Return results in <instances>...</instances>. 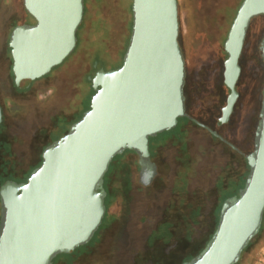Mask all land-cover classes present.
Here are the masks:
<instances>
[{"label": "rangeland", "instance_id": "obj_1", "mask_svg": "<svg viewBox=\"0 0 264 264\" xmlns=\"http://www.w3.org/2000/svg\"><path fill=\"white\" fill-rule=\"evenodd\" d=\"M83 2V17L76 31L78 44L50 75L35 81L28 92L17 93L8 76L12 66L8 42L13 27L21 23L27 11L23 0H0V80L4 85L0 103L10 124L2 137L12 134L13 159L20 170L29 172L39 164L49 134L57 130L51 139H59L72 125L73 116L80 119L81 112L88 109L94 91L92 85L82 87L81 83L93 57H100L106 63L101 65L105 69L110 63L122 62L131 32V0ZM241 2L177 0L178 33L187 73L183 87L190 96V113L194 122L219 139L210 137L195 123L188 122L187 130L183 129L186 123L182 116L171 129L150 136L149 156L156 172L151 186L141 192L139 155L130 149L114 155L103 177L105 186L111 177L113 180L104 203L107 211L99 224L100 231L110 227L114 230L102 232L100 249L107 257L98 261L97 254L86 255L75 264L189 262L210 240L223 201L237 196L243 188L249 172L245 156L254 148L264 85L259 48L264 37V15L249 22L238 61V96L228 120L219 121L229 94L223 82L227 58L224 42ZM5 95L12 100H4ZM98 238L95 234L90 243L78 246L74 253L56 256L64 254L67 261L74 260L90 250ZM263 257L262 232L240 253L235 264H257Z\"/></svg>", "mask_w": 264, "mask_h": 264}, {"label": "water", "instance_id": "obj_2", "mask_svg": "<svg viewBox=\"0 0 264 264\" xmlns=\"http://www.w3.org/2000/svg\"><path fill=\"white\" fill-rule=\"evenodd\" d=\"M132 25L122 63L91 78L89 108L41 153L25 182L0 187V264H51L89 241L105 212L99 189L114 155L125 149L151 165L149 137L171 129L185 113L184 58L178 42L177 0H131ZM33 25H17L8 46L15 83L26 88L74 49L83 0H23ZM264 15V0H242L224 50L229 89L220 122L237 99L239 57L251 18ZM264 61V37L260 43ZM237 196L225 199L205 248L182 264H233L258 232L264 210V85L254 148ZM142 170V169H141ZM153 173L148 174V178ZM149 180V179H148Z\"/></svg>", "mask_w": 264, "mask_h": 264}, {"label": "flooded vegetation", "instance_id": "obj_3", "mask_svg": "<svg viewBox=\"0 0 264 264\" xmlns=\"http://www.w3.org/2000/svg\"><path fill=\"white\" fill-rule=\"evenodd\" d=\"M177 7H178V17H179V4L178 3H177ZM25 14H26L25 15L26 17H23L21 23L16 24L15 26H17V25H33L35 23V20L33 19V17L31 15H29V13L26 12ZM25 21H28V22L25 23ZM179 35L180 34L178 33V42H179V45L181 47V51H182L183 58H185L184 57V54H183V46H182V43L179 40ZM245 37H246V35H245ZM77 40H78V37H77ZM244 41H245V38H244ZM77 44H78V42L76 41V45ZM243 45H244V43H243ZM242 49H243V47H242ZM241 53H242V50H241ZM11 60H12V57H11ZM102 64H104V63H102L100 57H97L96 59H94V57H93L92 63L89 66V70H88V72H86L87 74L84 73L85 76H84L83 81L81 83L82 87H86L87 84H89V86L91 87V85H92L91 78L95 75L96 71L99 70L100 68H102L103 70L107 71V70H111V69H114V68H117L118 66H120V64L110 63L109 66L107 65L108 66V69H105L104 67H101ZM58 65L59 64H57L54 67H52L47 74H45V75H43L41 77H38V78L33 79L30 82V84L26 87V89L25 88L23 89V88L19 87L15 83V76H14V74L12 72V66H11V70H10L9 75H8L9 78H10V86H11L12 89L14 88L17 93H19V92L26 93V92H28L31 89V87H32V85H33V83L35 81H37V80L39 81V80L43 79L45 76L50 75V73L53 71V69L56 66H58ZM104 65H106V63ZM184 67H185V80L184 81L186 83L187 73H186V63H185V61H184ZM92 71H93V74L92 75H88ZM3 87H4L3 81L0 80V93H1V90L3 89ZM82 87H81V89H82ZM183 94H184L185 113H184V115L181 118L185 119L184 123H186V124L182 125L183 126V129L187 130V123L188 122L195 123L198 127H202L203 129L207 130L210 137H216V138H218L217 136H214L207 128H205L202 125H200V124H198V123H196V122L193 121V118L195 119V117L192 116L191 113H190V106H191L189 104V97L190 96H189L188 92L187 93L185 92L184 87H183ZM3 99L8 101V100H12V97H9V96H6L5 95L3 97ZM88 106H89V103H88ZM233 108H234V106H233ZM81 116H82V112H81ZM62 118L64 120L62 122H65L67 124V122L65 121V117L62 116ZM57 120L55 122V125L57 126V129H59V124L60 123H58ZM77 120L78 119H75V117L73 116V118L71 119V123L69 124V126L71 124H73ZM68 128L64 132H62V135L65 134L68 131ZM9 129H10V124H8L7 121H6V112H5V109H3V105L0 103V187L3 184H5L7 181H11V182H15V183L25 182L26 179L28 178V176L30 175L31 171L40 164V163L37 164L29 172L26 171V170H24V169H22V170L18 169L19 165H17V163L13 159V136H12V134H10L9 135L10 137H6V138L2 137V131L3 130H8L9 131ZM55 131H57V130H55ZM55 131H52L49 134V142L42 148V151L44 150L45 147H47L49 144H51L52 142H54L53 139H51V137L55 133ZM149 142H150V140H149ZM126 150L128 151L129 149H125L124 151H126ZM158 150H159V148H158ZM130 151L131 152H134L135 154H137L133 150H130ZM40 158H41V154H40ZM149 158H150V156H149ZM150 162H151V165L149 164V166H147V167L143 166V168H142V165L139 163V159H138V182H139V184L141 186V188L138 189L139 192H141L144 189L150 187L151 184H152V181L154 179V175H153V177L151 176L150 178H148V174L151 175V173L156 172V164L152 161L151 158H150ZM110 163H109V165H110ZM30 167H32V164L30 165ZM112 180H113V177H111V181L107 184V186H105V185H102V183H103V179H102V183H101V185L99 187V189H102L105 192L104 203H105V200H106L107 193L112 191V188H111V182H112ZM106 211L107 210L105 209V212ZM0 217H1V202H0ZM105 230H108V231H111L112 230V231H114L113 230V227H110V228H107V229H104V230H101L100 231L99 230V226H98L97 229L92 234V236H91L90 239H92L95 234H98L99 238L97 239V242L94 244V246H92V248L90 250L79 254L77 257H75L74 260H71V261L70 260L67 261L68 259H66V257H65L64 254H61V256H56V255H58V254H56L52 258L51 264H75L76 261H77V259H81L83 256H86V255L89 256V255H93V254H97L96 257H97V260L98 261H103L104 258H106L107 256H104V253L101 252L100 246L102 244V238H103L102 237V232L105 231ZM90 239H89V241L87 243H90ZM76 248L71 253H74L75 250H76Z\"/></svg>", "mask_w": 264, "mask_h": 264}, {"label": "trees", "instance_id": "obj_4", "mask_svg": "<svg viewBox=\"0 0 264 264\" xmlns=\"http://www.w3.org/2000/svg\"><path fill=\"white\" fill-rule=\"evenodd\" d=\"M132 2V1H131ZM179 18V17H178ZM80 27V26H79ZM78 27V28H79ZM76 36H77V33H76ZM122 62H120L119 64L121 65ZM95 91V90H93ZM179 119V118H178ZM41 163V162H40ZM229 198V197H228ZM264 233V210H263V213H262V218H261V224H260V228H259V231L257 232V234L255 236H253L248 242L247 244L242 248L241 252H243L244 250H246L248 248V246L252 243V241L256 238V236L258 234H261V233ZM213 234V233H212ZM210 239V238H209ZM209 241V240H208ZM207 244V243H206ZM205 246H203L196 254H198L202 249H204ZM237 262V261H236ZM235 262V263H236ZM233 263V264H235Z\"/></svg>", "mask_w": 264, "mask_h": 264}, {"label": "crops", "instance_id": "obj_5", "mask_svg": "<svg viewBox=\"0 0 264 264\" xmlns=\"http://www.w3.org/2000/svg\"><path fill=\"white\" fill-rule=\"evenodd\" d=\"M257 264H264V257L259 262H257Z\"/></svg>", "mask_w": 264, "mask_h": 264}, {"label": "bare ground", "instance_id": "obj_6", "mask_svg": "<svg viewBox=\"0 0 264 264\" xmlns=\"http://www.w3.org/2000/svg\"><path fill=\"white\" fill-rule=\"evenodd\" d=\"M239 75H240V73H239ZM238 78H239V76H238ZM238 78H237V80H238ZM237 80H236V82H237ZM223 82H224V78H223ZM225 84V83H224ZM226 85V84H225ZM262 101V100H261ZM260 109H261V106H260Z\"/></svg>", "mask_w": 264, "mask_h": 264}]
</instances>
